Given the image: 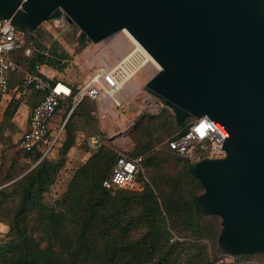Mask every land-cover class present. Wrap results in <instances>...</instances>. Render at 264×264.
I'll use <instances>...</instances> for the list:
<instances>
[{
  "label": "water",
  "instance_id": "95a60500",
  "mask_svg": "<svg viewBox=\"0 0 264 264\" xmlns=\"http://www.w3.org/2000/svg\"><path fill=\"white\" fill-rule=\"evenodd\" d=\"M63 14L93 44L128 30L161 66L149 92L227 135L224 158L191 167L197 206L221 218V253L264 254V0H0L25 34Z\"/></svg>",
  "mask_w": 264,
  "mask_h": 264
},
{
  "label": "trees",
  "instance_id": "16d2710c",
  "mask_svg": "<svg viewBox=\"0 0 264 264\" xmlns=\"http://www.w3.org/2000/svg\"><path fill=\"white\" fill-rule=\"evenodd\" d=\"M41 27L25 34L24 48L12 54L20 71L13 73H18V78L11 75V89L21 86L24 73L38 74L37 66L49 67L56 74L68 68L71 55L57 41H53L50 48L40 42L37 35L42 31ZM77 41L82 49L90 43L83 34ZM26 48H31V56L25 55ZM67 83L75 90L79 86ZM19 92L8 107L10 117L18 110L21 99L25 98L18 95ZM27 96L31 109L43 98L34 89ZM68 103L62 123L66 121L62 139L50 154L59 151L60 160L51 161L50 155L43 157L41 150L25 151L18 142L23 159L39 163L11 185L15 208L7 239L0 244V264H254L241 259L264 255L260 252L238 256L221 253L219 235L222 221L217 216H201L197 203L205 190L191 172L192 162L182 158L184 170L181 176H170L165 171L167 158L163 160L162 155L168 156L166 153L172 152L167 142L183 134L196 120L190 116L183 123L179 122L175 109L168 105L174 112V121L170 123L175 127L166 132L165 136H170V139L165 148L157 151L154 142L148 141L139 145L136 152L128 153L131 157L143 158L144 171L139 176L144 186L142 191L104 187V181L112 177L120 152L102 145L77 170L68 191L57 203L58 209L44 204V194L74 146L75 131L86 130L95 124L91 117L95 103L84 100L69 118L71 102ZM92 134L90 136L105 139L103 134ZM184 183L188 184L186 188ZM8 190L6 187L0 190V210L4 201L11 198ZM31 218L38 223L32 225ZM37 239L46 243L47 251L37 247ZM227 257L232 261L227 262Z\"/></svg>",
  "mask_w": 264,
  "mask_h": 264
},
{
  "label": "rangeland",
  "instance_id": "374dc122",
  "mask_svg": "<svg viewBox=\"0 0 264 264\" xmlns=\"http://www.w3.org/2000/svg\"><path fill=\"white\" fill-rule=\"evenodd\" d=\"M41 29L40 34L37 35L40 42L50 48L52 42L57 41L71 55L68 68L64 72L56 74L57 79L81 86L93 72L105 67L102 55H105L112 64L116 61V55L101 44L90 42L87 47L80 48L77 40L82 32L75 24L69 23L65 14L53 19L52 22L43 23ZM121 49L122 47H120ZM18 75L16 73L12 76L18 78ZM140 76L142 81H139L138 78L135 80L140 87L123 101L121 107L108 112L99 111L97 115L91 113L95 122L94 127L75 131L74 146L68 151L63 166L44 194L43 201L48 207L58 209L57 203L68 191L70 182L77 170L83 167L89 158L100 149L89 147L87 137L94 135L92 133L103 134L105 136L103 147L117 153H134L139 145L148 141L154 142V149L157 151L161 152L160 149L165 148L166 142L170 139V136H165L167 135L166 132L175 127L174 124L170 123L174 121V112L165 101L154 96L146 88L149 75L142 72ZM13 97H0V190L6 187L11 193V198L4 201L0 210V244L4 239H7L15 208V198L12 195L11 185L22 179L39 163V161L36 163L25 161L23 153L18 148V141L24 130L22 124L27 121L31 112L30 99L28 96L21 99L18 110L10 117L7 110ZM12 107L14 109V103ZM68 108V101L63 102L62 107L51 122L52 129L62 127ZM176 134L177 132L174 133V135ZM58 153L59 151H55L53 155H50V160L58 161L60 158ZM166 154L168 156L162 155L163 160L167 158V162L164 163L165 171L170 176H181L184 170L182 157L172 152ZM187 186L188 184L184 183L183 187L186 188ZM37 223L35 218H31L32 225ZM37 241V247L47 251L46 243L40 242L39 239ZM230 260L232 261V259ZM241 260L254 264H264V255L247 256Z\"/></svg>",
  "mask_w": 264,
  "mask_h": 264
},
{
  "label": "built area",
  "instance_id": "2783aa9c",
  "mask_svg": "<svg viewBox=\"0 0 264 264\" xmlns=\"http://www.w3.org/2000/svg\"><path fill=\"white\" fill-rule=\"evenodd\" d=\"M122 39L130 42V48L126 50L122 48V54L118 56L113 52L116 55L115 63L97 69L76 90L69 83L57 79L52 69L43 66L36 67L38 74L24 73L21 86L11 89V75L20 71L12 54L24 48L26 39L25 33L17 29L11 20H0V96H15L18 91H21L18 95H26L31 89L43 95L40 103L31 109L28 128L19 140V146L23 150H41L44 153L43 157L49 156L55 150L62 139L65 122L62 127L55 130L51 128V122L63 102H71L68 117L86 99L96 104L92 115L99 114V111L108 112L121 107L123 101L130 96L124 95L125 87L138 74L146 73L150 80L161 70L159 63L126 29L100 44L106 46L108 50L116 47L120 49L119 43ZM31 54V48H26L25 55ZM226 137L227 135L209 117L204 116L196 118L183 134L168 141L167 144L174 154L195 164L205 159L224 158L226 152L223 146ZM87 143L90 148L96 149L105 144V139L90 136ZM143 171L142 157H131L128 153L122 152L112 177L104 181V187L142 191L144 186L139 181V176ZM230 259L231 257L225 258L227 262Z\"/></svg>",
  "mask_w": 264,
  "mask_h": 264
},
{
  "label": "bare ground",
  "instance_id": "6f19581e",
  "mask_svg": "<svg viewBox=\"0 0 264 264\" xmlns=\"http://www.w3.org/2000/svg\"><path fill=\"white\" fill-rule=\"evenodd\" d=\"M119 45H121L120 47H122L123 49H129L130 48V42H128L126 39H122L119 43ZM119 47H116L115 49H111L112 52H114L117 56L118 55H121L122 52L120 49H118ZM102 59H103V62H104V65H107V66H111L112 63L110 62V60H108L105 55H102ZM139 79V81H142V78L140 76V74H138L136 76V78L130 82V84H128L126 87H125V91H124V95H131V94H134L136 92V90H138V88L140 87L138 83H136V79Z\"/></svg>",
  "mask_w": 264,
  "mask_h": 264
},
{
  "label": "crops",
  "instance_id": "0c3cea01",
  "mask_svg": "<svg viewBox=\"0 0 264 264\" xmlns=\"http://www.w3.org/2000/svg\"><path fill=\"white\" fill-rule=\"evenodd\" d=\"M80 86V85H79ZM28 94H29V92H28ZM28 94H26V95H24L25 97L28 95ZM0 97H4V96H0ZM6 97V96H5ZM29 116H30V113H29ZM29 116H28V118H27V121L26 122H24L22 125H23V133L27 130V128H28V122H29ZM69 118V117H68ZM23 133H22V135H23ZM21 135V136H22ZM21 138V137H20ZM20 138H19V140H20ZM19 142V141H18Z\"/></svg>",
  "mask_w": 264,
  "mask_h": 264
}]
</instances>
